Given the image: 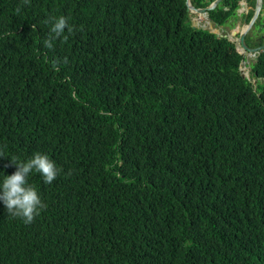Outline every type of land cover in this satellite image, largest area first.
I'll return each instance as SVG.
<instances>
[{
  "label": "trees",
  "instance_id": "obj_1",
  "mask_svg": "<svg viewBox=\"0 0 264 264\" xmlns=\"http://www.w3.org/2000/svg\"><path fill=\"white\" fill-rule=\"evenodd\" d=\"M20 5L0 0V181L36 152L60 172L29 176L35 222L0 202V264H264V51L253 84L185 0ZM50 15L75 28L53 50Z\"/></svg>",
  "mask_w": 264,
  "mask_h": 264
},
{
  "label": "clouds",
  "instance_id": "obj_2",
  "mask_svg": "<svg viewBox=\"0 0 264 264\" xmlns=\"http://www.w3.org/2000/svg\"><path fill=\"white\" fill-rule=\"evenodd\" d=\"M30 4L31 0H21V5L15 11L19 13L22 6H30ZM68 19L65 16L50 15L44 20V24L48 26L47 34L43 40L44 48L53 50L55 41L58 39L67 41L68 36L74 33L75 28L69 24ZM66 29L67 35H65ZM205 29L209 30L208 28ZM242 62H240L239 70H241ZM59 63H61L59 60L53 62V67L56 70H58L57 65ZM2 155L0 153V156ZM12 162L15 165V171L11 175L4 176L3 180L0 181V202L5 206L8 216L19 218L24 224H30L37 220L46 205L41 200L36 188L29 184V176L32 173H37L42 177L45 184H51L57 178L60 169L47 154L40 152L34 153L27 160L12 159Z\"/></svg>",
  "mask_w": 264,
  "mask_h": 264
},
{
  "label": "flooded vegetation",
  "instance_id": "obj_3",
  "mask_svg": "<svg viewBox=\"0 0 264 264\" xmlns=\"http://www.w3.org/2000/svg\"><path fill=\"white\" fill-rule=\"evenodd\" d=\"M246 1H247L246 5L249 8L248 9L249 11L247 13L243 14L242 17L241 16L239 17V15L237 14L238 15L237 19H233L231 16L230 18L227 19L226 22L217 25L223 29L224 31L223 35H226V38L233 43L235 50L242 56L240 62L243 61L244 58L246 57L248 59H252L249 61V64L252 65L253 62L258 58V56L264 51V49H259L251 52L248 51L247 49V48L260 47L261 45L264 44V0H260V5L258 8L256 18L252 22L251 26L244 31L243 42L246 45V49H243L239 39V33L241 29L239 30L236 27V24L238 22H241L243 24L246 23L247 25L251 21L257 5V0H246ZM238 4L242 5V1L238 0ZM238 9L239 8H237L236 11ZM236 13L237 12H235V14ZM233 31L236 32L233 34ZM254 57L255 59H253Z\"/></svg>",
  "mask_w": 264,
  "mask_h": 264
},
{
  "label": "rangeland",
  "instance_id": "obj_4",
  "mask_svg": "<svg viewBox=\"0 0 264 264\" xmlns=\"http://www.w3.org/2000/svg\"><path fill=\"white\" fill-rule=\"evenodd\" d=\"M242 1V5H239V17L243 16V14L247 13L249 10L248 6L246 5L247 4V1L246 0H241ZM245 2V4H244ZM189 14V20H190V24H192L193 26H196V27H202V28H208L210 31H216L218 32L220 35L224 34V31L223 29L218 26V25H215L213 24L210 20H209V24L206 23V19H208L206 17V19L203 17L201 19H198V14L195 13V12H191V13H188ZM238 15L235 14L233 16V19H237L238 18ZM246 23H241V22H238L236 24V27L240 30V29H243L245 27ZM252 60V59H248V58H244L243 62L241 63V72L245 75V77L249 78L250 80H254V78L251 76V71H252V68H251V65L249 64V61ZM259 80V79H258Z\"/></svg>",
  "mask_w": 264,
  "mask_h": 264
},
{
  "label": "water",
  "instance_id": "obj_5",
  "mask_svg": "<svg viewBox=\"0 0 264 264\" xmlns=\"http://www.w3.org/2000/svg\"><path fill=\"white\" fill-rule=\"evenodd\" d=\"M222 0H212L208 5L206 6H203V7H196L194 6L192 3H191V0H185V5H186V10L188 11V13L190 12H195V13H202V14H205V16L208 18V12L210 10H213L215 9L220 3H221ZM259 5H260V0H257V5H256V8H255V11H254V14L252 16V19L251 21L246 25L245 29H242L240 30V33H239V39H240V42H241V45H242V48L243 49H246V45L244 44L243 42V35H244V31L247 30L252 22L254 21V19L256 18V15H257V12H258V8H259ZM238 14L239 11L237 10L236 11ZM193 26V25H192ZM194 27V26H193ZM202 28V27H201ZM202 29H205V28H202ZM210 31V30H209ZM210 32H213L216 34V36H222V37H226V35H220L218 32L216 31H210ZM236 31H233V34L235 33ZM248 51H255V50H259V49H264V44L261 45L260 47H256V48H247ZM256 54V53H255ZM255 59V57L253 58ZM241 72V70H240ZM256 74V73H255ZM241 75L243 77H245V75L241 72ZM261 81H264L263 79H261ZM257 82V79H254L253 80V84H256Z\"/></svg>",
  "mask_w": 264,
  "mask_h": 264
},
{
  "label": "bare ground",
  "instance_id": "obj_6",
  "mask_svg": "<svg viewBox=\"0 0 264 264\" xmlns=\"http://www.w3.org/2000/svg\"><path fill=\"white\" fill-rule=\"evenodd\" d=\"M203 17L206 19V16H205V14L198 13V19H201V18H203ZM206 23H207V24H209V21H208V19H206Z\"/></svg>",
  "mask_w": 264,
  "mask_h": 264
}]
</instances>
